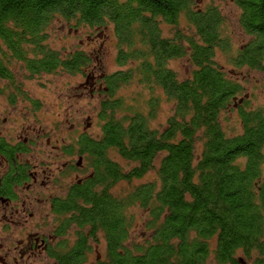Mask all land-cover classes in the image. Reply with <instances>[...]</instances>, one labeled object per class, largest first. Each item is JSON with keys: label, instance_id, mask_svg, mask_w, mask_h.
Here are the masks:
<instances>
[{"label": "trees", "instance_id": "trees-1", "mask_svg": "<svg viewBox=\"0 0 264 264\" xmlns=\"http://www.w3.org/2000/svg\"><path fill=\"white\" fill-rule=\"evenodd\" d=\"M194 2L0 0V78L6 82L14 83L9 66L15 61L25 64L30 78L58 68L83 71L91 61L83 51L61 58L45 46L56 20L74 32L86 27L100 35L111 25L120 65L140 61L133 71L104 78L110 98L97 115L101 133L77 139L94 178L65 208H76L80 227H89L95 239L101 235L111 249L126 244L128 264H238L239 255L252 257L256 247L264 256V244L259 248L264 236V112L239 104L244 102L238 97L243 92L240 78L246 76L234 77L243 67L264 73V0H235L240 26L252 40L229 60L233 69L228 75L216 60L220 52H232L223 16L215 8L195 9ZM181 15L189 21V32L178 30L172 39L164 38L160 20L176 26ZM186 56L193 71L180 81L167 64ZM137 76L146 86L161 88L175 106L162 132L149 126L158 99L148 102L150 116L137 106L119 115L127 106L112 98ZM231 104L238 105L242 123L237 137L228 136L221 121ZM120 157L134 164L132 170L122 169ZM149 174L156 175L154 182L137 186L124 198L112 193L121 179L143 181ZM137 207L152 233L145 245H129Z\"/></svg>", "mask_w": 264, "mask_h": 264}, {"label": "rangeland", "instance_id": "rangeland-1", "mask_svg": "<svg viewBox=\"0 0 264 264\" xmlns=\"http://www.w3.org/2000/svg\"><path fill=\"white\" fill-rule=\"evenodd\" d=\"M234 3L235 0H195L194 2L195 9L206 11L215 8L223 16L224 32L231 41L232 52L226 55L220 52L216 60L218 64L225 67L227 75L233 69L229 60H233V57L238 53L236 50L242 49L252 40L240 26L239 17L241 16L238 15L239 10ZM179 18L176 26H168L160 20L159 29L164 38L172 39L178 30L183 33L189 32V21L186 16L181 15ZM112 29L111 25L107 26L101 35L96 30L86 27H79L78 31L74 32L59 20H56L48 29L45 46L59 52L61 58H66L74 52L83 51L91 59L83 67V71L78 73L58 68L54 72H45L30 78L23 62L15 61L11 64L9 68L10 73L15 77L14 83L6 82L0 78V132L3 133V136L10 137L12 132L23 134V129L26 128L33 131L34 141H41L38 135L49 136L52 145L59 146L63 144L60 140L64 139L67 142L64 147L68 148L72 146L73 141H77L83 130V134H87L91 138L97 137L102 130L97 115L100 112L101 103L110 98L106 92L107 83L104 78L114 75L118 71H133L140 62L129 60L124 66L120 65L119 44ZM167 66L180 81L190 78L193 71L188 56L171 60ZM238 71L241 75L234 76L236 80L242 75L246 76V78H240L243 92L238 97L242 98L244 102L239 104H245L247 111L262 110L264 112V73L247 67ZM95 87L96 89H94ZM14 94L18 97H12ZM12 98H15L13 102L17 105L15 109L11 107L7 112L6 107L9 105L8 103H11ZM112 99H121L127 106L126 109L119 112L120 116L126 114L129 108L136 106L146 116H150L152 110L148 102L158 99L160 103L154 109L155 116L150 119L149 126L152 130L159 132L166 129L169 118L174 114L175 106L166 97L164 91L159 87L146 86L138 76L119 87ZM36 103L38 106H34ZM237 107L238 105L235 107L231 104L229 110L221 116L224 131L230 137L242 134V123ZM8 113H13V115H11V122L6 124L2 119L9 116ZM52 145L44 147L42 144H37L34 149V154L38 157L36 163H40L44 167L50 166L51 171L55 170V166L52 165L54 158L58 160L60 154ZM199 145L201 144L198 143L197 151L201 153L203 147ZM240 162H244V160H240ZM119 163L125 172L132 170L134 166L133 163L122 158L119 159ZM60 164L61 162L58 163V165ZM155 178V174H149L143 181L127 182L121 179L114 185L112 193H115L118 198H124L137 186L146 182H154ZM133 215L135 216L134 223L130 226L129 242L131 243L129 245L135 243L145 245L148 237L152 234L147 232L150 231L147 230L148 220L138 207L134 208ZM91 241L94 246H98L100 254H103L106 246H104L102 236L100 235L97 239L92 238ZM256 256L258 254L254 253L251 259H247V263L255 264L253 260ZM244 260L246 261V259ZM209 264L214 263L209 262Z\"/></svg>", "mask_w": 264, "mask_h": 264}, {"label": "flooded vegetation", "instance_id": "flooded-vegetation-1", "mask_svg": "<svg viewBox=\"0 0 264 264\" xmlns=\"http://www.w3.org/2000/svg\"><path fill=\"white\" fill-rule=\"evenodd\" d=\"M8 104L7 112L17 105L13 100ZM8 114L2 119L6 124L13 115ZM23 131L6 138L0 132V264H128L126 244L111 249L104 239L106 247L100 254L98 246L92 244L90 228L80 227L76 208L65 210L68 201L83 192L95 174L81 152L80 141L72 142V150V146L64 147V139L60 140L63 144L54 146L49 136L38 135L41 141H34L33 131ZM37 144L52 145L59 151L58 160L54 158L52 163L55 170L36 163ZM112 154L118 156L107 152ZM81 239L84 242L78 246ZM263 244L264 236L258 247ZM259 250L254 248L258 254L255 264L264 262ZM252 257L241 254L238 264H248Z\"/></svg>", "mask_w": 264, "mask_h": 264}]
</instances>
